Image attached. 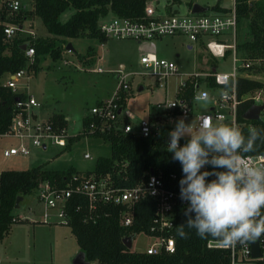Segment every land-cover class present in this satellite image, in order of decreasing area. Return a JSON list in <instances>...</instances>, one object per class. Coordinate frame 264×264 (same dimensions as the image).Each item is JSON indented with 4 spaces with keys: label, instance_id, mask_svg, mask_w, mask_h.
<instances>
[{
    "label": "built area",
    "instance_id": "2783aa9c",
    "mask_svg": "<svg viewBox=\"0 0 264 264\" xmlns=\"http://www.w3.org/2000/svg\"><path fill=\"white\" fill-rule=\"evenodd\" d=\"M20 4V0H0V7L5 6L9 12L17 10ZM205 10L192 12L189 6L186 12L179 13L176 10L166 11L164 6V12L158 13L154 5L146 2L142 14L137 17L110 13L98 17L96 28L104 37L146 41L164 35H183L192 41L196 48L207 51L212 58L230 56L231 69L218 71L212 63L205 70L182 69L173 59L142 47L139 62L147 70L140 74L153 77L155 83L161 87H165L167 80L173 77V98L156 101L154 109L148 116L141 117L135 122L130 121L129 114L122 113L118 100L122 92L126 93L130 90L129 76L138 72H125L120 65L114 74L116 80L111 95L89 106L86 114L91 119L85 127L87 131L106 133L110 130H120L123 133L135 132L141 136H149L153 133V129L155 128L154 132H156L158 125L161 124L169 125L171 131L175 121L181 117L185 119L186 124L192 122L189 130L193 134L195 127L202 119H211L217 124L222 121L235 122L242 131H248L249 128L256 126L254 120L264 121V59L259 57L244 61L239 59L235 49L236 17L233 2L225 10L211 12ZM19 25L20 28H18ZM19 29H21V23L8 21L2 26V32L7 37ZM228 33L231 38L228 42L221 40V37L211 38ZM187 46L191 48L192 44ZM23 50L24 55L28 58L32 57V46L26 43ZM237 60L239 63H236ZM96 69L100 71V67L97 66ZM5 74L6 77L1 83L10 87L11 90H18L17 80L24 74V67ZM239 76L259 80L261 85L243 93H237L236 79ZM209 77L212 82H208ZM187 92L190 93L189 98L186 97ZM198 100H206L208 104L204 111L193 113V107ZM243 101H248L249 105L262 104L256 118L248 119L241 115L238 118V106ZM38 105L39 102L29 92H25L24 97L15 99L7 129L0 135L12 136L17 139V143L5 146L1 151L2 156L8 157L15 154L24 156L29 153L30 146L44 149L47 143H53L57 138L64 136V128H55L47 118H36V110L33 108ZM189 138L187 136L182 138L180 144H185ZM66 140H62L61 144H65ZM168 142L167 135L163 139L166 148ZM83 156L89 157L87 153H83ZM245 159L264 164V152L245 154ZM124 165L125 163L122 164ZM169 176L173 177V174ZM146 196L154 198V207L148 225V230L154 233L152 235L154 239L147 243L142 251L172 252L174 241L168 232L173 224V206L184 205L186 202L179 198V188H170L164 184L159 170L150 169L143 179L130 186L119 184L109 171L96 173L90 170L72 171L60 186L48 180H42L36 187V197L41 204L40 219L43 222L67 223L68 207L75 199L73 208L84 209L83 221L94 222L100 215H105L109 207H117L118 223L128 226L133 219L134 204ZM255 242L259 251L256 256L251 255V242L224 247L217 239H208L206 246L225 249L229 255L228 264H251L254 260L264 259V235Z\"/></svg>",
    "mask_w": 264,
    "mask_h": 264
},
{
    "label": "trees",
    "instance_id": "16d2710c",
    "mask_svg": "<svg viewBox=\"0 0 264 264\" xmlns=\"http://www.w3.org/2000/svg\"><path fill=\"white\" fill-rule=\"evenodd\" d=\"M145 3L146 0H30L28 6L21 1L19 8L12 12H9L5 6H1L0 77L3 73H11L24 66L36 69L40 56L45 53L54 59L60 57V42H67V38L97 37L99 40H104V36L96 28L99 16L110 13L137 17L142 14ZM233 4L237 28L242 19L247 17L244 22L246 37L235 43L239 59L242 61L256 57L264 59V0H233ZM67 6L73 7L74 10L65 20H60L58 16ZM34 16L39 17L47 34L22 37L18 34L19 30H16L13 35L7 37L2 32L4 22L20 24ZM22 42L33 47V54L28 62L24 50L19 48ZM211 63L213 64L212 61ZM208 82H212L210 77ZM260 85L261 82L256 79L243 76L236 79L237 93H243ZM129 94L130 90L121 93L118 101L122 108ZM24 95V91L11 90L0 81V134L7 129L13 102ZM186 97L189 98L190 93ZM248 105V101L239 104L238 118ZM46 118L55 128H64L66 125V118L60 112L51 113ZM90 119L91 117L86 113L82 115L80 130L68 135L62 148L84 134L100 136L108 141L109 154L96 159L92 169L94 172L109 171L119 184L130 186L143 179L150 169L159 170L166 186L179 188V181L183 176L181 165L178 161H173L172 153L168 152L163 144V139L170 132L169 125H158L156 132L154 128L149 136H141L135 132L123 133L120 130L98 133L86 130L85 127ZM254 122L255 128L264 135V121L254 120ZM243 133L245 136L248 135V131L243 130ZM256 152H264V139L257 140L256 151L252 153ZM123 163H125L124 166H122ZM204 170L212 171V168L206 166ZM72 171L75 170L70 166L52 169L45 168L41 163L22 169H0V238L9 233L11 223L17 218L16 215L14 216L15 207L13 206L17 195L33 192L38 182L42 180H48L60 186ZM171 173L173 177L169 176ZM208 179H214V177ZM73 202L75 199L68 207L67 224L76 240L78 250L83 252L89 264H228L229 255L225 249L206 246V241L214 238H201L196 234L195 229L187 227L184 228L186 237L182 238L178 234L179 225L187 220L184 215L186 204L173 206V224L168 233L173 237L174 250L146 253L125 247L121 237L129 235L132 239L141 231L154 235L148 230L154 198L146 196L134 204L133 219L128 226L118 223L117 207H109L106 209L108 212L100 215L94 222L83 221L84 209L82 207L74 209ZM251 264H264V259L254 260Z\"/></svg>",
    "mask_w": 264,
    "mask_h": 264
},
{
    "label": "rangeland",
    "instance_id": "374dc122",
    "mask_svg": "<svg viewBox=\"0 0 264 264\" xmlns=\"http://www.w3.org/2000/svg\"><path fill=\"white\" fill-rule=\"evenodd\" d=\"M24 1L29 5L30 0ZM155 6L158 13L164 12L165 4H170L177 12H186L189 4L196 2L206 7L207 12L214 11L213 5L228 8L233 0H146ZM74 10L67 6L58 16L65 20ZM235 27V41L246 37L245 20ZM18 34L37 36L47 34L38 16L26 19L21 23ZM221 40H231L230 34L213 36ZM73 37L67 38L73 47L65 50L61 43V55L52 58L48 53L40 56L36 69L25 68L24 74L17 80V89L33 94L39 105L34 107L36 118L45 119L48 114L61 112L66 118L64 136L53 143H47L46 148L30 146L27 155L2 156V149L9 144H16L17 139L9 135H0V169H22L38 163L45 168L61 169L72 167L75 171L86 172L93 169L96 159L109 154V143L102 137L84 134L65 147L61 144L68 135L77 133L81 128V117L88 113L89 106L99 99L108 98L115 86V72L120 68L125 72H138L129 76L130 94L127 96L122 113L129 114L130 121L135 122L154 109L158 100L171 99L174 96V78L167 80L165 87L157 85L153 77L140 74L147 70L139 62L142 44H156V52L164 55L182 69H207L211 61L218 71L231 69L230 56L211 57L205 50H200L183 35H164L146 41H136L132 38L104 37ZM192 44L187 48V44ZM155 50V49H154ZM177 53V54H175ZM31 58L26 59L28 62ZM236 63H239L237 60ZM100 67L97 71L96 67ZM6 74L3 73L0 81ZM142 85L141 89H137ZM208 102L198 100L193 107V113L206 109ZM87 153L89 157H84ZM41 204L33 192L22 195L18 207L14 210L17 218L11 223L9 233L0 238V264H72V258L78 250V245L67 223L43 222L40 219ZM154 237L143 231L131 239L130 249L143 250Z\"/></svg>",
    "mask_w": 264,
    "mask_h": 264
},
{
    "label": "clouds",
    "instance_id": "9594fccd",
    "mask_svg": "<svg viewBox=\"0 0 264 264\" xmlns=\"http://www.w3.org/2000/svg\"><path fill=\"white\" fill-rule=\"evenodd\" d=\"M191 127L181 117L168 134L167 151L183 173L179 198L186 202L187 220L178 234L183 238L185 227L195 229L199 237H212L224 247L257 240L264 235V164L246 160L245 154L256 151L264 135L251 127L245 136L235 122L211 119H202L194 134ZM206 166L212 171L202 170Z\"/></svg>",
    "mask_w": 264,
    "mask_h": 264
},
{
    "label": "water",
    "instance_id": "95a60500",
    "mask_svg": "<svg viewBox=\"0 0 264 264\" xmlns=\"http://www.w3.org/2000/svg\"><path fill=\"white\" fill-rule=\"evenodd\" d=\"M206 9L205 6L200 5L196 2L191 3L190 5V11L192 12H200L204 11ZM20 28V25L18 26ZM26 46V42H22L19 44L20 49H24ZM65 49L68 51H72L73 47L71 46L70 42H67L65 44ZM137 89H141V86H138ZM262 104H251L249 105L243 112L241 113V116L243 118H248V119H254L257 117L258 110L261 108ZM22 195H17L14 199V207H18V200L21 199ZM121 242L122 244L129 248L131 246V237L129 235H125L121 237ZM259 254L257 245L255 241H251V255L256 256ZM72 264H89V261L84 258V254L81 250H77V252L74 254L72 258Z\"/></svg>",
    "mask_w": 264,
    "mask_h": 264
},
{
    "label": "crops",
    "instance_id": "0c3cea01",
    "mask_svg": "<svg viewBox=\"0 0 264 264\" xmlns=\"http://www.w3.org/2000/svg\"><path fill=\"white\" fill-rule=\"evenodd\" d=\"M191 4H189V6H190ZM188 6V7H189ZM216 7H214V8H217V9H215V11H219L220 9H226V8H223V7H220V6H218L217 4L215 5ZM213 8V9H214ZM165 10L166 11H169V10H176L175 8H173V7H171V5L170 4H165ZM160 37H162V36H160ZM156 38H159V37H156ZM153 39V38H152ZM142 47H144V48H149V49H152V50H154V52L156 53V54H158L157 52H156V44H142ZM186 47L189 49V47L186 45ZM175 54H177V53H175ZM158 55H161V54H158ZM161 56H164V55H161ZM120 65H122V64H120ZM139 86H141V88H142V85H139ZM18 90H20V91H24V89H18ZM24 92H26V91H24ZM100 100V99H99ZM37 112V111H36ZM152 112V110L149 112V113H147V116L150 114ZM61 113V112H60ZM48 115H50V114H48ZM47 115V116H48ZM46 116V117H47Z\"/></svg>",
    "mask_w": 264,
    "mask_h": 264
}]
</instances>
